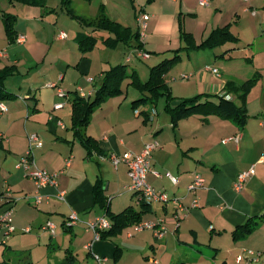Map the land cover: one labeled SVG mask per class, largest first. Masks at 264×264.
Returning <instances> with one entry per match:
<instances>
[{"label": "crops", "instance_id": "crops-1", "mask_svg": "<svg viewBox=\"0 0 264 264\" xmlns=\"http://www.w3.org/2000/svg\"><path fill=\"white\" fill-rule=\"evenodd\" d=\"M5 1L0 0V69L4 66L15 67L12 78H6L4 86L13 93L15 79L20 94L6 101L0 98L7 108L0 113V213L12 206L15 227L6 236L5 229L0 225V263L9 264L15 256L21 259V264H60L66 250L75 253L73 237L83 231V249L86 250L83 261L89 258L94 264H107L111 257L114 264H143L135 259L139 254H142L145 264H178L180 260L181 264H245L248 260L253 264H264V79L254 85L261 87L260 92L251 96L250 100L246 99L247 118L243 126L228 118L201 113L183 116L174 123L171 112L165 107V98L155 105L147 101L133 106L132 101L139 96H129L121 88L119 95L106 98L93 110L89 123L83 129L84 133L96 140L101 151L100 154L94 151L88 155L72 127L73 97L82 96L81 89L88 94L85 98H92L101 85L104 72L119 62L113 63L114 56L106 55L96 67L98 61L92 58L90 50L82 52L79 48L78 56L68 39L72 34L71 43L79 45L91 34L96 36L97 44L105 45L103 38L110 34L103 30L93 31L91 27L81 29L73 24L67 37L59 38V31L63 30L61 15L54 20L52 14H49L50 17L45 15L46 11L43 13L40 6ZM51 1L46 0L47 7H53ZM137 1L143 2L140 4L149 14L147 33L141 39L142 50L150 54L148 58L152 56L151 52L172 53L170 50L181 48L183 43L180 37H173L174 23L179 20L178 12L188 13L187 10H192V1L195 0ZM229 1L233 4L237 1L244 4L253 2ZM115 2L103 0L96 7L94 16L79 15L94 18L99 14L101 5L105 11V7L108 10ZM60 5L59 12L62 11ZM247 8L244 6L242 11H248ZM3 13L16 15V39L7 34ZM106 14L123 25L127 24L123 14L111 15L108 11ZM251 14L256 15V12L252 10ZM134 15L137 21V11H134ZM183 26L188 29L186 17ZM216 26L221 27L222 23ZM157 33L163 34L166 41L161 42L155 36ZM192 34L198 43V36ZM206 34H201V40ZM20 35L24 36L22 42L17 40ZM56 44H59L58 50L54 49ZM120 45L124 44L118 43L114 49H120ZM126 49L119 50L126 52L122 62H133V56L139 58L136 54L138 49L133 45H126ZM161 58L157 56V60ZM207 67L199 68L195 82L189 84L194 85L195 90L191 95L176 92L174 85L179 82V77L171 78L172 84L165 80L174 96L169 103L171 106L183 98L198 94H209L215 96L209 98L216 100L217 95L226 92L224 86L229 79L217 68V72H213ZM58 88L65 91L64 96L58 95ZM227 95L230 99L236 97L231 93ZM58 102L63 105L55 108ZM159 102L162 105L158 109ZM32 132L39 134L42 143L41 147L32 149L34 164L51 172L61 171L56 177V184H45L39 189L24 168L17 166L20 156L29 149L28 136ZM234 135L239 136L238 141L230 139L222 142L223 138ZM153 140L159 145L152 151L151 166L161 173V177L149 172L147 181L189 206V209L182 218L177 219L173 202L151 205L142 219L162 218L166 233L161 237H157L152 229L129 235L131 224L124 231L105 238L108 241L93 240L94 233L86 228L87 221L106 214L107 210L109 213H119L129 206L136 211L141 209L136 202V194L128 189L131 178L127 165L121 162L115 167L109 156L127 150L137 153L145 142ZM70 156L71 162L66 164ZM252 164L254 173L247 178L244 187L236 191L233 183L237 174ZM168 172L179 179L177 185L168 178ZM195 173L204 178V185L196 193L188 192L187 185ZM98 177L103 181L107 210L94 203L93 186ZM7 189L11 190L10 198L4 196ZM61 192L63 198L59 196ZM36 194L41 196L39 203L35 202ZM195 197L198 198L197 206L192 205ZM71 210L77 211L79 220L73 226L66 227L64 221ZM48 220L56 225L54 235L41 228ZM249 220L253 222V228L234 237V229ZM25 227L30 229L24 231ZM87 244H91V248ZM116 247L120 252L118 257L115 256ZM128 250L132 258L122 262V255ZM249 250L260 251L261 255L256 259ZM93 253L105 259L97 262ZM75 255L77 264L79 255ZM238 255L243 256L240 262L236 261Z\"/></svg>", "mask_w": 264, "mask_h": 264}, {"label": "rangeland", "instance_id": "rangeland-1", "mask_svg": "<svg viewBox=\"0 0 264 264\" xmlns=\"http://www.w3.org/2000/svg\"><path fill=\"white\" fill-rule=\"evenodd\" d=\"M102 1L103 0H92L88 2L87 0H70L71 2L70 6L76 14L94 16L96 7L99 5V3L101 4ZM115 1L116 2L113 4V6L110 5L108 7V10L107 7H105V13L108 11L110 14L111 13H116L119 15L123 14L124 19H126L125 21H127L125 22L127 23L125 25L130 26L131 30L133 31L139 29L138 22L135 19L134 11L135 12L137 11V14H139V12L142 10L147 12L144 9L145 6L143 7L142 6L143 4H140L143 2H138L137 0H115ZM4 2L6 1L4 0ZM51 3L52 6L56 9V11L49 12L45 15L52 14L54 20L61 15V21L62 24L64 25V26L62 25V28L66 33H69L70 29H73V24L77 25L81 29L86 27L82 25L78 20L71 18L70 15H68L62 8L61 9L64 12L62 11L59 12L58 7L61 3V0H52ZM192 4H193V8L192 10H187L188 13H184V12L177 13V17H179V20L177 19V23L176 22L174 23L175 32H176V33L174 32V34L176 35L173 34L174 38L176 36H179L181 39L180 42L183 43L184 45L187 44V41L184 39V36L182 35V31L191 32V33L193 32L198 36L199 38L198 43H200L202 42L201 40L202 33L207 32L205 36L207 37L211 32L213 25L214 27H217L216 26L217 24L222 23V26L229 24V31L234 37H237V41L226 40L224 43L218 44L214 48L206 47L190 52L187 51L183 53L180 52L181 53L180 60L176 61L164 74L165 80L168 83H170L171 81V84L173 83L172 80H170L171 78H175L176 76L179 77L178 79L179 82L174 85L176 92L179 91L181 93H186L187 95H191L190 93H194L195 91L193 89L194 85H189V84L195 82L194 78L196 77V74H198L199 68L203 69L206 66H209L211 68H217L219 72L224 75V77L233 80L238 84L245 82L248 78L253 76H258L259 80L257 82H260L262 79H264V51H262L264 50V0H253V2L250 1L249 3H245V4L243 2L240 3L238 1L233 4L229 0H209V5H201L199 4V0H195L192 1ZM244 6L249 7L247 8L248 11L245 12L242 11ZM49 8L51 7L48 6V9ZM15 10L17 11L16 8ZM252 10L256 12V15L251 14ZM11 11L15 12L14 9L12 8ZM185 17L187 18L186 27H188V29H185V26H183ZM65 18L67 23L64 22ZM155 36L159 37L161 39V42L166 41L167 39L161 33L159 34L157 33L155 34ZM181 36L183 37V39ZM238 36L240 37L239 39ZM68 40L70 42V45L76 48V51L78 52V56H80L79 45L77 43H71V41H73L72 34H70V38ZM120 46H122L119 47L120 49H114L115 47L109 46L107 44L100 45L97 44L96 42L94 49L89 51L92 58L94 60L97 59L98 61L96 63V67L98 66V64L101 63L102 59L104 60V57L106 55L109 56L113 55L114 58L112 61L115 64L118 62L126 64L122 62L123 60H125L126 52L124 53L120 52L121 49L127 51L126 44ZM58 48H59V44L54 45L55 50H58ZM160 52H156V51L151 52L152 56L150 58H141V57L137 58L134 56L131 57V60L133 59V62L126 64L127 72L130 74L133 71L135 75H137L141 80L143 81L146 80L149 76V68H150L149 66L155 65L156 63H158V61H161L164 58H170L173 55V53H160ZM159 55L162 56L161 60L160 59L157 60V56ZM188 55L190 57H188ZM182 74H188V76L182 77ZM10 78H12V76H9L7 80H10ZM131 81H132L131 76L124 77L121 84V88L124 90L125 93H128L129 96H134V97L142 96L143 93H141L136 88H134L133 85L131 84ZM12 87H15L14 88L15 90L13 91L14 96L19 95L20 93L15 79H13ZM260 89L261 87H255V86L250 87L247 92L248 94L246 93L248 97L247 100H250V98H252L254 94L260 92ZM236 92L238 94L240 90ZM234 94L236 93L235 92L231 93V95ZM228 97L229 95H226V98ZM233 97H234L233 99H236L235 96ZM2 99L3 101L9 100L6 97H3ZM235 101L238 104L240 103L241 99H239L238 97V100L236 99ZM161 105L162 102H159L158 109L161 108ZM156 204H157L156 202L152 201L150 203V206L151 205L156 206ZM124 229L122 231H124ZM105 240L108 241V239ZM84 242H85V238L83 236V231L77 232V236L73 237V241H72V248L74 249L75 253L79 255V261L77 264H94V262L89 258L83 261V259L86 256V250L83 249ZM41 254H44V252H41ZM99 256L101 258L104 257L102 255ZM131 258H132V253L130 252V250H128L127 253L125 252L124 255H122L121 260L122 262H125L131 260ZM135 259L141 260L143 264H145L146 262L143 259L142 254L136 255ZM20 261L21 259L15 258L14 256V261L10 262L9 264H21ZM180 262L181 260L179 261L178 264H181ZM103 264L106 263L104 262ZM107 264H114V258L111 257V259L108 261Z\"/></svg>", "mask_w": 264, "mask_h": 264}, {"label": "trees", "instance_id": "trees-1", "mask_svg": "<svg viewBox=\"0 0 264 264\" xmlns=\"http://www.w3.org/2000/svg\"><path fill=\"white\" fill-rule=\"evenodd\" d=\"M10 3H22L27 5H35L43 8V13L54 12L55 8L47 7L46 0H8ZM153 1V0H148ZM70 0H61V8L70 15L71 18L78 20L82 25L91 27L92 30L107 31L110 36L103 38V43L114 47L118 43L126 45H133L135 49L142 50L143 42L139 29L136 31L131 30L130 26L123 25L119 21L110 18L104 11V6L101 5L99 14L94 18L84 17L76 14L74 10L69 6ZM3 23L7 34L10 37L16 39L17 34L14 29L16 22V15L10 13L2 14ZM181 22V21H180ZM181 26V25H180ZM184 39L187 44H184L181 48L172 50V57L164 58L157 64L150 66L149 76L146 80H141L135 73L127 72L125 64L119 63L111 66L104 72L101 85L97 88L95 95L92 98H85L84 96L74 95L71 109V122L72 127L75 129V134L80 139V142L85 146L88 151V155L94 151L101 153L97 142L91 136L83 132V129L89 123L90 115L93 110L101 104L106 98L110 96L119 95L122 92L121 84L124 77L131 76V84L138 91L143 93L142 96L132 101V105L136 106L142 102L153 103L154 105L161 98L166 99V109L171 112L173 122L192 113L215 114L222 118H228L235 121L237 124L243 126L247 118L246 99L248 89L254 86L259 80L258 76L248 78L243 83H237L233 80H226L224 89L226 92L222 95H217L216 100H212L209 94H198L189 98L181 99L177 104L171 106L169 103L173 100L174 96L171 94V89L165 81V72L181 58V51L198 50L206 47L214 48L216 45L224 43L226 40H236L229 31V24L216 27L211 30L209 35L205 37L202 42L196 43L195 38L191 32L182 31ZM182 37V36H181ZM183 39V37H182ZM97 42V38L94 35H87L83 40L79 42V48L82 52L93 49ZM14 66H4L0 69V98L14 97V93L5 89V79L14 74ZM242 89V90H241ZM234 90V91H231ZM240 90L237 94L236 91ZM235 92L236 97L241 99L240 103H236L235 99L226 98L228 93ZM248 94V93H247ZM201 98H205L202 100ZM104 155V154H101ZM94 203L105 207L107 210V204L104 200L103 194V181L101 178H97L93 186ZM140 210L136 211L132 206L125 208L119 213H109L106 211L111 227L100 232V239L109 238L121 232L125 227L137 223L142 219L143 214L150 208L148 203H140ZM253 228V222L251 220L236 227L233 231L234 237H239L245 233H248ZM120 254L119 248L115 249V256ZM76 255L68 249L61 260L60 264H75Z\"/></svg>", "mask_w": 264, "mask_h": 264}, {"label": "built area", "instance_id": "built-area-1", "mask_svg": "<svg viewBox=\"0 0 264 264\" xmlns=\"http://www.w3.org/2000/svg\"><path fill=\"white\" fill-rule=\"evenodd\" d=\"M199 4L207 5L208 0H199ZM148 18H149V14L143 10L140 11L139 14L137 15V22L139 26L141 39H144L146 35ZM58 37L66 38L67 33L63 30H60ZM23 39H24L23 35H20L17 38V40L20 42H22ZM136 54L138 57H141V58H148L150 56V54L144 50H137ZM207 68L211 69L213 72H217L216 68H211V67H207ZM187 76L188 74H182V77H187ZM79 90H80V94L86 97L87 93H84L81 89ZM57 92L59 96L65 95L64 90L61 88H58ZM62 105H63L62 102H58L54 105V107L60 108L62 107ZM6 109L7 108H6L5 103L3 101H0V113L4 112ZM28 139H29V149L26 151L25 154L20 156L17 166L18 167L21 166L24 168L26 174L30 178L33 179L38 189L41 188V186L45 184H56L57 182L56 177L58 173L61 171L51 172L47 170L46 168H40L34 164V161L31 157L32 149L35 147H41L42 145L39 134L37 132H32L29 134ZM230 139L238 141L239 136L234 135V136L223 138L222 142H226ZM0 142H1V137H0ZM158 145H159L158 142L155 140L147 141L144 143L142 149L137 153L127 150L119 155L112 153L109 156V158L115 167H117V165L121 162L127 165L128 175L131 178V182L128 186V189L132 190L133 192L137 194L136 195L137 204L141 202L150 204L152 201L163 202V203H167L171 201L175 204V207H176L174 215L177 219H180L184 216L185 212L189 209V206L182 204L179 200L175 198H171L166 191L157 190L154 186H152L147 181V174L149 172H153L156 176L161 177V173L152 169V166H151L152 151L155 148H157ZM70 162H71V156L66 160V164H70ZM253 173H254V164H252L248 169L237 174L234 180V183H233V188L236 191H240L244 187V184L247 178L250 177ZM167 176L174 185L178 184L179 179L176 176H174L170 172L167 173ZM203 185H204V178L200 174L195 173L194 178L187 185V191L196 193L197 189L203 187ZM4 196H6L7 198H10L11 190L7 189L5 191ZM59 196L63 198L64 196L63 192L59 193ZM12 200L14 199L12 198ZM40 201H41L40 194H36L35 202L39 203ZM192 205L193 206L198 205L197 197L193 199ZM78 220L79 219H78L77 211L71 210L66 220L64 221V225L66 227H71L74 224H76ZM0 225L5 229L6 236L15 229L13 225V207L12 206L7 207L0 213ZM110 227H111V222L106 214L98 215L94 217L92 220H89L86 222V228L88 230H92L94 233L93 240L100 239V232ZM41 228L43 230L48 231L50 234L54 235L55 230H56V225L52 221L48 220L41 226ZM29 229H30L29 227H25L24 231H28ZM145 229H152L154 231V234L157 237H161L166 233V227L163 223L162 218H158L155 220L144 219L137 223H134L132 225V229L128 232V234L130 235L131 233H138ZM87 247L91 248V244H87ZM249 253L254 254L255 257H257L256 259H258V257L261 255L260 251L254 252L252 250H249ZM93 256L98 262L102 261V259H105V258H101L96 253H93ZM242 260H243L242 255H238L236 257L237 262H240ZM245 264H253V263L252 261L248 260L245 262Z\"/></svg>", "mask_w": 264, "mask_h": 264}]
</instances>
